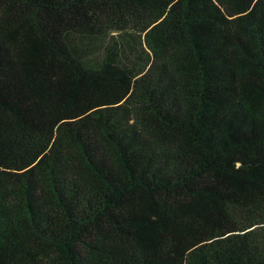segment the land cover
<instances>
[{"label":"trees","instance_id":"trees-1","mask_svg":"<svg viewBox=\"0 0 264 264\" xmlns=\"http://www.w3.org/2000/svg\"><path fill=\"white\" fill-rule=\"evenodd\" d=\"M0 264H264V0H0Z\"/></svg>","mask_w":264,"mask_h":264}]
</instances>
